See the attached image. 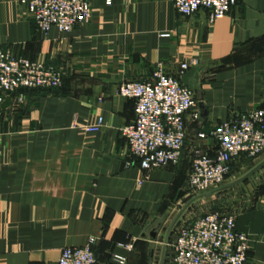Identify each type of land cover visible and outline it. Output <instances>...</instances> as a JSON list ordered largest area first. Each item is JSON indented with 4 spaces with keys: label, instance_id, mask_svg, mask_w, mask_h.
Wrapping results in <instances>:
<instances>
[{
    "label": "crops",
    "instance_id": "1",
    "mask_svg": "<svg viewBox=\"0 0 264 264\" xmlns=\"http://www.w3.org/2000/svg\"><path fill=\"white\" fill-rule=\"evenodd\" d=\"M105 1L87 0L89 20L69 32L42 35L15 0H0V51L64 73L59 88L22 90L24 103L11 95L0 103V264H56L63 248L89 240L96 264H112V255L169 264L173 234L189 222H175L162 258L191 154L214 150L197 134L264 113V0H236L211 24L204 11L177 14L172 0ZM157 69L192 92L195 108L183 116L178 162L144 174L119 134L133 120V102L118 87L146 82ZM97 118L100 128L86 132ZM263 159L240 156L228 177ZM228 214L247 237L245 264H264V167L241 183Z\"/></svg>",
    "mask_w": 264,
    "mask_h": 264
},
{
    "label": "built area",
    "instance_id": "2",
    "mask_svg": "<svg viewBox=\"0 0 264 264\" xmlns=\"http://www.w3.org/2000/svg\"><path fill=\"white\" fill-rule=\"evenodd\" d=\"M15 1L42 35L50 30L65 34L75 25L87 22L91 13L87 0ZM235 2L172 0L175 12L181 16L206 12L208 24L224 17ZM195 64V60L181 63L179 72ZM63 76L62 71L0 51V103L11 95L15 104H22L24 96L20 91L59 88ZM118 96L133 102V120L119 134L139 169L145 174L177 163L185 140L183 116L195 108L192 92L157 69L146 82L119 85ZM196 118L193 114L192 119ZM100 125L101 119L97 118L95 124L84 130L94 133ZM196 137L211 139L214 150L212 155L199 148L193 150L185 182L189 194H200L222 185L228 177L230 163L240 156L252 160L264 154V113L252 111L238 115L217 124L206 135L198 133ZM91 243L89 240L80 248H63L56 264H96ZM119 246L130 249V246ZM168 248L169 264H245L247 259V237L234 230L233 216L228 213L204 214L179 226ZM110 262L125 264V257L112 255Z\"/></svg>",
    "mask_w": 264,
    "mask_h": 264
},
{
    "label": "rangeland",
    "instance_id": "3",
    "mask_svg": "<svg viewBox=\"0 0 264 264\" xmlns=\"http://www.w3.org/2000/svg\"><path fill=\"white\" fill-rule=\"evenodd\" d=\"M248 171L247 169H241V170L239 169L238 171L235 170V173L232 171L228 179H226L224 184H227L236 179H239L240 177L245 175ZM256 173H258V171ZM251 177H249L248 179H250ZM240 185L241 184L231 189H228L226 191L215 193L208 198L197 200L196 202L191 204L190 207H188V209L182 214V216L179 218L178 221H191L195 219L196 217L202 216L204 214L212 213V212H218V213H224V214L228 213V210L230 209V206L232 204V199L234 198V196L237 195V190ZM185 193H186V198H184V202L196 195H199V194H189L187 191ZM184 202H182V205ZM155 263H156V260L152 262V264H155Z\"/></svg>",
    "mask_w": 264,
    "mask_h": 264
},
{
    "label": "water",
    "instance_id": "4",
    "mask_svg": "<svg viewBox=\"0 0 264 264\" xmlns=\"http://www.w3.org/2000/svg\"><path fill=\"white\" fill-rule=\"evenodd\" d=\"M263 167H264V159L260 163H258L256 166H254L252 169H250L245 175L240 177L239 179H236V180H234V181H232L230 183H227V184H222V185H220V186H218V187H216L214 189H211V190H208L206 192L200 193L199 195H196V196L190 198L189 200H187L181 206V208L176 213V215L171 220V223L169 224V226L166 229L165 236H164V239H163V246H162V258L164 256V251L166 249V245H167V241H168L169 235L172 232V229H173V226H174L175 222L182 216V214L188 209V207H190L191 204H193L194 202H196L199 199L208 198V197L212 196L215 193L226 191L228 189H231V188L241 184L242 182L247 180L249 177H251L253 174H255L257 171H259ZM152 236H154V234ZM159 264H161V263H159Z\"/></svg>",
    "mask_w": 264,
    "mask_h": 264
}]
</instances>
